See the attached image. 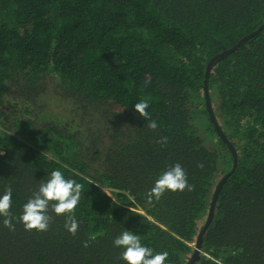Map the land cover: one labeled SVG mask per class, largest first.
<instances>
[{
  "label": "trees",
  "instance_id": "1",
  "mask_svg": "<svg viewBox=\"0 0 264 264\" xmlns=\"http://www.w3.org/2000/svg\"><path fill=\"white\" fill-rule=\"evenodd\" d=\"M263 23L264 0H0V194L18 220L53 170L82 185L75 235L0 217V264H125V230L186 264L224 177L194 264H264V28L207 80L236 162L204 92ZM175 164L190 188L150 202Z\"/></svg>",
  "mask_w": 264,
  "mask_h": 264
},
{
  "label": "clouds",
  "instance_id": "2",
  "mask_svg": "<svg viewBox=\"0 0 264 264\" xmlns=\"http://www.w3.org/2000/svg\"><path fill=\"white\" fill-rule=\"evenodd\" d=\"M148 107L147 101L134 106L145 119L149 117ZM157 126L155 120H150L148 123V127L153 130ZM186 188H190L187 174L180 164H175L158 175L149 191L148 200L159 201L166 192H182ZM81 189L80 183L66 178L60 170H53L50 177L42 181L33 195L26 199L17 220V217L10 215L13 193L11 188H8L6 192L0 194V217H4L3 227L14 231L16 223L19 222L23 224L25 230L45 232L49 229L52 219L49 215L51 207L56 215L68 216L65 227L69 233L75 235L79 223L71 214L74 213L80 201ZM112 243L114 247L122 249L120 258L125 264H165L168 260L167 252H156L153 248L146 246L142 243L140 236L131 230L120 232Z\"/></svg>",
  "mask_w": 264,
  "mask_h": 264
},
{
  "label": "water",
  "instance_id": "3",
  "mask_svg": "<svg viewBox=\"0 0 264 264\" xmlns=\"http://www.w3.org/2000/svg\"><path fill=\"white\" fill-rule=\"evenodd\" d=\"M264 28V23L259 26L257 28V30L251 32L250 34H248L247 36L243 37L235 46H233L232 48L228 49V50H225L224 52L218 54L216 57H214L207 65V68H206V72H205V80H204V92H205V97H206V105H207V109H208V112H209V115H210V118H211V121L213 122L214 126H215V129H216V132L219 134V136L221 137V139L229 146L230 150L232 151V154L234 155V162H236V151L235 149L233 148V145L231 144V142L226 138V136L224 135L223 131L221 130L220 126L218 125L217 121H216V118L214 116V112L212 110V106H211V102H210V98H209V95H208V85H207V80H208V76H209V73L211 71V68L213 66V63L216 62L218 59L226 56L228 53L232 52V50L236 49L241 43H243L244 41H246L247 39L251 38L252 36H254L255 34H258L260 32L261 29ZM226 177H224L218 184L215 192H214V195H213V199H212V202H211V206H210V211H209V214H208V217H207V220L205 222V224L203 225V227L201 228L198 236H197V240L196 242L194 243V251L191 255V257L188 259V261L186 262V264H194L195 263V260L199 259L200 258V251H201V240H202V236L204 234V231L207 229L211 219H212V216H213V211H214V204L216 202V198H217V195H218V192H219V189L223 183V180L225 179Z\"/></svg>",
  "mask_w": 264,
  "mask_h": 264
},
{
  "label": "rangeland",
  "instance_id": "4",
  "mask_svg": "<svg viewBox=\"0 0 264 264\" xmlns=\"http://www.w3.org/2000/svg\"><path fill=\"white\" fill-rule=\"evenodd\" d=\"M0 110H1V109H0ZM209 140H210V141L207 143V145H208V147H211L210 142H211V143L216 142V141H217V137H216L215 135H214V136L212 135V136L209 137Z\"/></svg>",
  "mask_w": 264,
  "mask_h": 264
}]
</instances>
